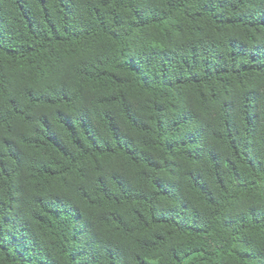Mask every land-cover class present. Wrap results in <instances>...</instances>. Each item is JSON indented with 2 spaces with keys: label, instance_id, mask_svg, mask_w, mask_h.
Segmentation results:
<instances>
[{
  "label": "trees",
  "instance_id": "1",
  "mask_svg": "<svg viewBox=\"0 0 264 264\" xmlns=\"http://www.w3.org/2000/svg\"><path fill=\"white\" fill-rule=\"evenodd\" d=\"M0 264H264V0H0Z\"/></svg>",
  "mask_w": 264,
  "mask_h": 264
}]
</instances>
